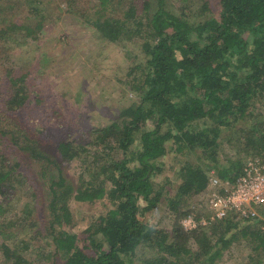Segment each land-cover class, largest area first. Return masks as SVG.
I'll return each instance as SVG.
<instances>
[{
  "label": "trees",
  "instance_id": "1",
  "mask_svg": "<svg viewBox=\"0 0 264 264\" xmlns=\"http://www.w3.org/2000/svg\"><path fill=\"white\" fill-rule=\"evenodd\" d=\"M7 1L32 26L9 17L0 0V59L18 44L11 36H35L48 19L41 0ZM99 1L100 9L81 14L85 25L108 44L140 52L128 74H141L130 86L132 102L115 120L80 125L51 154L15 126L20 112L41 101L29 88L30 74L0 67L7 112L0 115V264H136L141 250L153 254L145 264H216L243 237L260 250L264 230L246 231L257 218L229 216L192 233L181 222L191 214L187 199L207 190L211 174L235 181L243 169L241 160L220 159L224 129L250 121L245 149L264 151V0H111L122 5V16L109 0ZM22 157L44 180L41 210ZM72 163L80 169L76 184L63 167ZM24 182L31 199L18 198L15 208ZM83 204L103 210L84 216L79 234L73 206ZM154 213L172 215V230L154 224ZM13 228H23L25 238ZM13 238L16 244L8 242Z\"/></svg>",
  "mask_w": 264,
  "mask_h": 264
},
{
  "label": "rangeland",
  "instance_id": "2",
  "mask_svg": "<svg viewBox=\"0 0 264 264\" xmlns=\"http://www.w3.org/2000/svg\"><path fill=\"white\" fill-rule=\"evenodd\" d=\"M5 1V9L8 10L9 17L17 15L19 19L23 18L21 21L28 22L25 21L26 15L20 17L25 12L24 10L20 8L16 11L11 10L14 1ZM41 1L42 14L48 16L46 28L35 36L27 38H22L18 34L11 36L12 39L9 41L18 39V44L13 47V53L6 52L7 55H2L0 67L4 68L2 66L4 65L6 70L14 68L22 73L30 74L29 88L37 92L41 101L39 104L35 101L30 110L20 112L15 117L18 123L15 126L19 129H26L29 134L41 142L44 148L51 154H55L56 143L60 139H65L69 132H76L80 125L84 129L104 126L115 120L122 108L131 104L134 93L131 92L130 86L133 83V77L141 74L139 71L132 77H128V74L135 66L132 61L135 53L140 52L138 46L129 45L126 49H122L116 44H108L94 34L90 23L85 25L81 14L84 16L94 12V7L100 9L99 0ZM109 1L111 3V0ZM188 4L191 6L190 3ZM115 5L117 16H122L123 7L117 1L109 4V8ZM28 23L32 26L30 21ZM1 74L4 77L5 71ZM1 85L3 84H0V95L6 93V88ZM2 101L3 99H0V115L7 113ZM259 112L264 115V103ZM249 124L250 121L241 122L237 124V128L236 124H233L228 130L224 129V145L220 150L221 161L227 157L234 162L236 159L241 160L245 165L252 158L259 157L264 160V151L258 153L245 149L242 138ZM5 141L8 143L6 139ZM22 164L27 178H31L39 187L41 210L47 204V197L40 169L26 157H22ZM227 164L224 160L223 165ZM63 167L68 181L78 183L80 173L78 163ZM211 175L217 177V171ZM27 185V182H24V187L20 189V196L15 198V201L18 198L26 200V196L31 199L33 191L26 189ZM207 201L208 191L206 190L197 196L188 198L186 206L189 207L191 214L204 215ZM17 204L18 201L15 202V208L19 207ZM73 208L77 222L73 232L79 234L83 228L84 216H99L103 210L101 204L96 206L75 205ZM257 212L258 218L254 223H250L248 225L250 227L241 226V230L245 227L249 233L258 227L264 230V225L258 222L259 220L264 221V206L258 208ZM152 219L154 224L170 231L175 222L172 215L165 213H154ZM13 229L18 234V238H25L20 232L23 228ZM247 241L245 237L240 239L237 244L224 252L223 257L216 264H264V247L255 251L254 246ZM8 242L16 244L18 240L13 238ZM38 246L39 244L36 243L35 247ZM151 255L153 254L150 250H141L135 261L136 264H145L144 261L151 258ZM32 257L37 263L39 262L35 259V254Z\"/></svg>",
  "mask_w": 264,
  "mask_h": 264
},
{
  "label": "built area",
  "instance_id": "3",
  "mask_svg": "<svg viewBox=\"0 0 264 264\" xmlns=\"http://www.w3.org/2000/svg\"><path fill=\"white\" fill-rule=\"evenodd\" d=\"M207 191L206 213L190 214L182 220L186 233L209 228L234 215L242 220H255L258 208L264 206V160L249 159L235 181L212 176Z\"/></svg>",
  "mask_w": 264,
  "mask_h": 264
}]
</instances>
